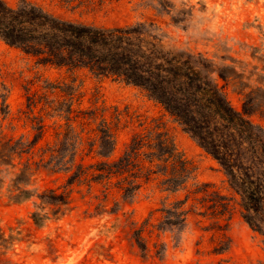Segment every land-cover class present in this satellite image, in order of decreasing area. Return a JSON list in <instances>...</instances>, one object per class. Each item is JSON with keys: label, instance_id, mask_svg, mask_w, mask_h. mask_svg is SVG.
I'll return each instance as SVG.
<instances>
[{"label": "trees", "instance_id": "16d2710c", "mask_svg": "<svg viewBox=\"0 0 264 264\" xmlns=\"http://www.w3.org/2000/svg\"><path fill=\"white\" fill-rule=\"evenodd\" d=\"M159 31L152 23L95 27L56 18L28 0H19L17 8L0 0V40L33 58L36 65L112 78L161 106L219 165L238 198L242 220L264 243V131L248 118L254 112L264 115V70L253 74L257 85L252 87L233 65L218 67L201 54L168 48ZM229 86L242 99L241 111L234 110L227 98ZM79 89L75 80L45 82L40 95H27L32 138L0 137V167L8 169L10 177L8 199L19 203L35 198L30 218L41 227L70 210L73 186L102 184L105 191L116 189L122 200L132 201L143 185L160 179V189L168 196L157 226L145 220L133 230L139 251L145 255L148 250L144 231L170 232L175 241L194 217L203 232L211 233L213 254L226 253L231 247L232 198L211 184L195 183V168L159 126L134 134L122 155L111 159L122 114L115 110L108 121L97 115L98 109L80 110ZM4 91L0 86L2 105ZM35 110L38 116H31ZM98 117L94 138L85 140L81 127ZM51 120L53 139L38 147L50 128L46 121ZM87 158L93 162H86ZM38 172L64 174L66 181L57 189L38 193L31 188ZM179 194L183 197L168 201ZM9 240L0 233V249ZM154 248L157 257L165 252L162 243Z\"/></svg>", "mask_w": 264, "mask_h": 264}, {"label": "rangeland", "instance_id": "374dc122", "mask_svg": "<svg viewBox=\"0 0 264 264\" xmlns=\"http://www.w3.org/2000/svg\"><path fill=\"white\" fill-rule=\"evenodd\" d=\"M17 8L19 0H2ZM48 14L65 20L101 28H122L137 23H152L164 36L168 48L201 54L218 67L233 65L244 72L249 85H257V75L264 70V0H28ZM249 75V76H248ZM75 80L80 86L79 109L95 111L108 121L115 110L122 114L116 132L111 159L122 155L132 136L159 126L173 140L178 151L195 168L194 181L211 184L232 198L233 213L229 221L230 249L213 254L211 233L191 217L188 228L177 234L144 231L148 250L143 255L132 238L133 230L145 220L157 226L160 209L168 194L161 191L160 179L142 186L132 201L120 198L116 189L104 190L102 184L73 186L70 210L63 216L47 220L36 227L30 218L35 198L11 202L7 196L9 170L0 167V233L10 239L0 249V264H264V243L240 216L238 198L228 188L219 165L185 133L161 106L148 100L138 89L112 78H96L87 70L67 73L38 66L35 60L0 40V86L5 88V106L0 98V137L32 138L26 109V97L41 94L45 82ZM227 98L236 111L242 99L233 86ZM104 110V111H103ZM38 116V110L33 115ZM249 120L264 131V115L252 113ZM100 122H85L84 139L92 140ZM38 147L53 139V121ZM87 148V145L84 146ZM86 162H93L89 158ZM66 175L38 172L32 189H57ZM183 194L171 196L168 201ZM178 242V243H176ZM155 243L165 252L155 255Z\"/></svg>", "mask_w": 264, "mask_h": 264}]
</instances>
